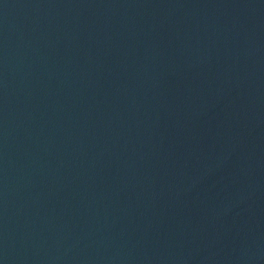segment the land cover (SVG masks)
<instances>
[{
  "label": "water",
  "instance_id": "1",
  "mask_svg": "<svg viewBox=\"0 0 264 264\" xmlns=\"http://www.w3.org/2000/svg\"><path fill=\"white\" fill-rule=\"evenodd\" d=\"M0 264H264V0H0Z\"/></svg>",
  "mask_w": 264,
  "mask_h": 264
}]
</instances>
